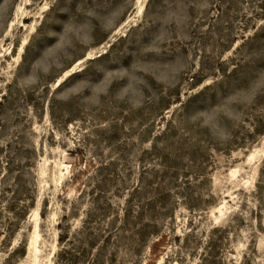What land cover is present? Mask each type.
Here are the masks:
<instances>
[{"label":"rangeland","instance_id":"1","mask_svg":"<svg viewBox=\"0 0 264 264\" xmlns=\"http://www.w3.org/2000/svg\"><path fill=\"white\" fill-rule=\"evenodd\" d=\"M0 264H264V0H0Z\"/></svg>","mask_w":264,"mask_h":264},{"label":"trees","instance_id":"2","mask_svg":"<svg viewBox=\"0 0 264 264\" xmlns=\"http://www.w3.org/2000/svg\"><path fill=\"white\" fill-rule=\"evenodd\" d=\"M59 241H60V242L62 241V236H60Z\"/></svg>","mask_w":264,"mask_h":264},{"label":"bare ground","instance_id":"3","mask_svg":"<svg viewBox=\"0 0 264 264\" xmlns=\"http://www.w3.org/2000/svg\"><path fill=\"white\" fill-rule=\"evenodd\" d=\"M139 8H141V7H139ZM139 8H138V9H139ZM139 10H141V9H139Z\"/></svg>","mask_w":264,"mask_h":264}]
</instances>
